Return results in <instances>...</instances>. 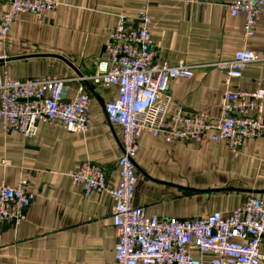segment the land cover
Masks as SVG:
<instances>
[{
    "label": "crops",
    "instance_id": "1",
    "mask_svg": "<svg viewBox=\"0 0 264 264\" xmlns=\"http://www.w3.org/2000/svg\"><path fill=\"white\" fill-rule=\"evenodd\" d=\"M54 1L57 7L46 22L38 24L32 14H22L0 39V77L67 79L66 98L80 88L91 97L88 129L70 133L60 124L39 121L36 134L24 138L0 127V182L15 185L26 179L34 196L21 223L0 224V264H115L112 200L96 192L83 199L67 173L93 162L106 171L108 185L117 186L121 128L103 110L117 93L80 78L93 72L94 59L104 57L118 15L131 24L145 11L156 61H183L194 69L192 78L171 82L166 115L180 110L215 119L226 89L264 90V62L248 65L241 79L228 84L225 71L210 66L243 49L264 46V5L253 36L244 39V16H231L225 7L231 0L192 5L177 0ZM6 9L0 0V13ZM138 145L133 205L147 216L189 219L218 212L226 217L248 196L264 198V135L247 141L236 156L223 142L170 143L147 132ZM260 250L264 252V241ZM193 256L202 264L211 259L209 254Z\"/></svg>",
    "mask_w": 264,
    "mask_h": 264
},
{
    "label": "built area",
    "instance_id": "2",
    "mask_svg": "<svg viewBox=\"0 0 264 264\" xmlns=\"http://www.w3.org/2000/svg\"><path fill=\"white\" fill-rule=\"evenodd\" d=\"M192 5L200 0H177ZM7 9L0 13V39L22 14L34 21H47L57 3L54 0H5ZM264 0H231L226 9L231 16L242 14V36H253ZM128 23L118 15L107 35L104 57L92 61L93 72L80 80L93 86L114 88L115 100L103 105L108 121L121 128V154L116 161L118 184L108 185L106 171L96 163L83 162L67 173L79 186L83 199L92 193H104L113 202L111 217L115 231V264H202L200 256L209 254V264H260L264 252V198L248 196L226 217L214 212L204 218H160L147 216L133 205L136 183L135 156L143 132L152 138L163 135L170 143L223 142L233 155L243 145L264 135V90L233 91L221 97L220 112L213 119L205 113L188 114L180 110L167 116L172 81L190 79L194 69L179 61L174 65L156 61L150 35V18L139 12ZM264 62V46L243 49L229 61L211 64L226 73L225 83L241 79L244 69ZM67 79L38 77L13 80L0 77V127L5 134L32 138L39 121L60 124L67 132L85 133L91 97L82 88L66 98ZM26 179L15 185L0 182V224L18 225L25 218L34 196L27 190Z\"/></svg>",
    "mask_w": 264,
    "mask_h": 264
}]
</instances>
